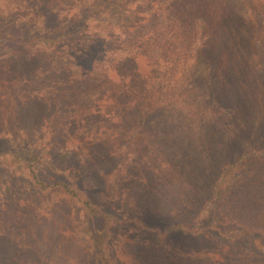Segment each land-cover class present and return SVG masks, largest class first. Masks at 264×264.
Instances as JSON below:
<instances>
[{
  "label": "trees",
  "instance_id": "trees-1",
  "mask_svg": "<svg viewBox=\"0 0 264 264\" xmlns=\"http://www.w3.org/2000/svg\"><path fill=\"white\" fill-rule=\"evenodd\" d=\"M16 1H24L27 24L6 30L0 53L48 60L44 76L50 69L62 76L75 64L80 72L71 85L92 99H103L112 107L107 115L118 118L116 128L127 151L122 166L136 164L151 146L158 153L170 146L179 150L177 139L184 136L194 137L202 152L204 146L213 148L211 141L220 130L228 142L253 126L248 115L256 114L255 103H264V78L259 79L258 70L247 72L255 63L251 53H264V0H39L36 7L28 0ZM262 63L259 58L256 66L264 73ZM248 93L258 102L246 105ZM192 139L186 141L190 148ZM64 156L69 158L68 153ZM261 156L252 148L222 162L198 215L201 230L193 229L194 234L217 233L227 242L242 244L256 231L244 221L220 215L244 169ZM0 164L25 177L30 189L60 196L37 205L25 200L19 208L0 204V264H8L4 250L10 248L13 254L22 248L32 254L34 249L39 254L45 241L58 260L69 249L74 264H84L80 257L89 249L95 264H122L114 230L139 218L106 208L77 180L46 179L50 167L33 147L1 148ZM15 222L27 228L16 235L23 240L17 247L7 242ZM90 225L94 232L84 239V228ZM38 231L44 241H39ZM39 257L45 259L44 253ZM36 260L34 264L43 263Z\"/></svg>",
  "mask_w": 264,
  "mask_h": 264
},
{
  "label": "rangeland",
  "instance_id": "rangeland-1",
  "mask_svg": "<svg viewBox=\"0 0 264 264\" xmlns=\"http://www.w3.org/2000/svg\"><path fill=\"white\" fill-rule=\"evenodd\" d=\"M28 3L36 7L39 0H28ZM23 5L24 1L0 0V37L9 28L16 30L27 24ZM2 55L0 53V149L17 145L33 147L42 153L50 167L43 175L46 179L77 180L106 208L130 219L139 218V222L133 219L114 230L113 239L122 264H264V103H255L256 114L248 115L253 126L245 128L240 136L232 135L228 142L220 130L218 137L211 141L213 148L204 146L202 152L194 137L184 136L177 139L181 143L179 150L170 146L172 148L164 147L158 153L151 146L136 164L122 166L127 151L116 128L118 118L107 115L112 107L103 99H92L71 85L72 77L80 72L74 63L73 67L62 71V76H56V69H50L51 73L44 76L41 71L50 68L48 60ZM250 57H254L255 63L247 72L258 70L259 79H263L262 66L257 68L256 63L259 58L261 63L264 61V53L255 50ZM245 95L249 99L246 105L258 102L256 95ZM110 127H114V132ZM189 138H193V148L186 144ZM224 143L227 145L223 149ZM252 148L258 149L262 156L256 164H249L235 182L232 198L222 206L220 217L244 221L256 231L242 244L227 242L217 233L194 234L201 230L203 219L198 215L211 195L222 162L235 159L240 152ZM67 153L69 158L64 156ZM17 174L14 169L0 166V204L3 207L14 203L19 208L24 206L25 200H33L37 205L43 199H60L53 193L47 195L35 187L30 189L25 177ZM179 225L181 228H176ZM10 229L15 230L7 242L16 246L22 240L16 235L26 232L27 228L15 222ZM84 229L87 237L84 239H88L94 227ZM43 235L38 231L39 241H44ZM45 244L39 245L42 249L39 254L34 249L32 254L23 252L22 248L13 254L8 248L3 254L9 255L8 264H34L36 258L43 261L42 264H51L53 260L52 264L75 263L74 251L64 250V258L58 260L50 242L45 241ZM43 253L45 259L39 257ZM91 253L86 250L80 260L84 264H95Z\"/></svg>",
  "mask_w": 264,
  "mask_h": 264
}]
</instances>
